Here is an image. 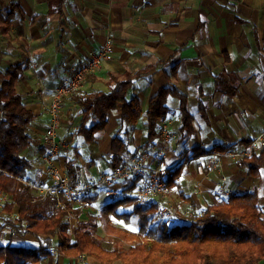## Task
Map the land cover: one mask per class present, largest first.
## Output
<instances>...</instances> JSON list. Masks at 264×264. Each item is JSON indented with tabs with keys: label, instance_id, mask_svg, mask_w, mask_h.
I'll use <instances>...</instances> for the list:
<instances>
[{
	"label": "crops",
	"instance_id": "0c3cea01",
	"mask_svg": "<svg viewBox=\"0 0 264 264\" xmlns=\"http://www.w3.org/2000/svg\"><path fill=\"white\" fill-rule=\"evenodd\" d=\"M105 43L111 45L109 58L87 78L81 90L104 89L110 73L121 76L157 62L166 63L172 57L170 65L178 64L174 84L187 94L193 132L179 141L178 101L170 97V114L161 126L167 125L177 140L163 146L162 159L157 140L146 149L152 165L163 173L180 168L174 185L167 187L177 218L202 212L212 198H225L227 192L255 191L264 208V171L249 174L237 167V161L226 158L219 161L220 172L207 164L213 150L242 149L243 141L254 140L264 132V0H0V69L26 64L17 90L36 116L32 124L34 141L24 151L32 164L29 178L33 183L47 180L42 160L45 150L40 142L49 126L48 108L54 89L89 53L97 52ZM220 76L232 77L238 83L234 97L229 98L215 84ZM232 80L223 83L230 85ZM166 85L163 72L157 68L133 83L128 98L136 97L145 112L149 99ZM63 102L68 109L73 108L69 101ZM119 114V109L110 111L106 128L95 135L93 142L81 145L106 154L104 167L97 159L91 161L90 168L81 162V182L95 181L110 170L106 161ZM65 125L61 122L58 139L64 140ZM69 140L66 138V142ZM146 144L142 119L130 134L131 154L143 150ZM64 150L54 160L62 168ZM194 151L204 154L189 159ZM139 188L132 179L114 186L121 198L136 197ZM110 202L105 189H99L95 202L86 205L82 219L97 215ZM8 241L29 247L24 243L35 239L4 230L0 244ZM35 245L32 242L30 247ZM60 256L57 261L65 264ZM68 262L78 264L76 259ZM85 264L95 263L85 258Z\"/></svg>",
	"mask_w": 264,
	"mask_h": 264
},
{
	"label": "trees",
	"instance_id": "16d2710c",
	"mask_svg": "<svg viewBox=\"0 0 264 264\" xmlns=\"http://www.w3.org/2000/svg\"><path fill=\"white\" fill-rule=\"evenodd\" d=\"M172 60L173 57L166 63L157 62L121 76L110 73L104 89L79 90L63 99L70 102L73 115L79 117L78 127L71 135L80 145L93 142L95 135L106 128L110 111L120 110L106 161L108 169L125 164L131 155L130 134L142 119L147 137L143 150L155 142L161 124L170 114V97L178 101L179 141L191 136L193 120L187 94L174 84L178 64L170 65ZM157 68L163 72L167 85L149 99L143 112L136 97L128 98V91L136 80ZM25 70L26 64L0 69V201L4 198L0 233L8 230L21 238L31 236L36 245L18 246L11 241L0 244V264H39L44 260L45 264H59L53 250L63 255L65 264L81 256L95 264H264V208L255 191L214 197L202 212L166 220L157 219V202L139 204L132 195L105 204L97 215L89 214L83 220L86 205L93 204L96 195L75 202L63 194H38L27 184L33 183L29 178L32 164L24 156L34 141L32 124L36 116L17 90ZM229 79L232 77H216L215 84L232 98L238 83L232 80L225 85L223 82ZM203 110L202 105L200 112ZM251 142L243 141L244 148ZM79 147L64 159L72 187L82 183L81 165L75 161L81 157ZM203 154L194 151L188 158ZM236 165L249 174L264 171V148L237 160ZM179 173L180 168L162 173L167 187L174 185ZM113 221L122 224L115 226ZM100 225L113 236L102 238L98 234Z\"/></svg>",
	"mask_w": 264,
	"mask_h": 264
},
{
	"label": "built area",
	"instance_id": "2783aa9c",
	"mask_svg": "<svg viewBox=\"0 0 264 264\" xmlns=\"http://www.w3.org/2000/svg\"><path fill=\"white\" fill-rule=\"evenodd\" d=\"M110 53V43H105L97 52L89 53L86 59L54 89L52 101L48 108L49 126L41 135L42 139L40 142V147L45 150L42 160L47 180L41 184H27L37 191L38 194H63L67 199L75 202H78L83 197L96 195L97 191L103 188L107 198L112 202L121 198L114 186L123 180L132 179L136 184H140V190L136 195L139 204H143L146 201L157 202V219H173L176 217V211L167 197V185L162 177L163 171L152 165L150 154L144 150L140 149L129 155L124 165L101 174L95 181L82 182L73 187L69 184L65 170H61L60 166L56 165L54 161L61 150L67 146L66 140L58 139L56 135L61 125L59 113L63 99L71 93L81 90L87 78L101 69L109 58ZM175 139L176 136L170 131L169 127L162 125L156 137L159 146H161L159 148L161 159L165 157L163 146L170 141H175ZM261 148H264V132L252 140L247 148L225 151L213 150L210 153L207 164L210 168L220 171L218 164L222 158L237 161L251 157ZM222 181L225 182L226 178L223 177ZM226 195H231V192H227ZM85 258L81 256L76 260L78 264H85Z\"/></svg>",
	"mask_w": 264,
	"mask_h": 264
},
{
	"label": "rangeland",
	"instance_id": "374dc122",
	"mask_svg": "<svg viewBox=\"0 0 264 264\" xmlns=\"http://www.w3.org/2000/svg\"><path fill=\"white\" fill-rule=\"evenodd\" d=\"M64 103L65 102H63L62 105H61V109H60L59 115H60L61 122L63 123V125H65V123H66L67 126L66 125L64 126V129L62 130V132H63L62 135H63L64 140H66V138L70 139L69 140L70 142H66V144L68 145V147L66 146L67 149L66 148H65V150L63 149L64 152H62V155L64 156V159H65V155H69V156L71 155L72 156V152L76 148H78V145H79L80 147L78 149V152L80 153L81 157L78 160L74 159L75 161H77L80 165H81V162H83V164H84L83 167H85V165L88 164L89 165L88 168H90L91 161H95L97 159L96 161H99L98 164H100V167H104V163H105L104 160H105L106 154H104L102 152L96 153L92 149H88L86 146L82 147L80 145L79 141L77 139H74L73 135H71L78 127L79 117L76 116V115H73L74 114V110H72L71 108H70L71 110L68 109L69 105L68 104H64ZM72 117H73V120H71ZM68 136L69 137L71 136V138H68ZM175 140H177V137H176ZM60 168H61V170H63V169L65 170V168H62L61 166H60ZM213 170H215V169H213ZM216 171L220 172L218 170H216ZM3 202H4V198L2 199V201H0V222H1V219L4 217V214L1 211V206H2ZM176 215H177V213H176ZM113 224L115 226H121L122 223H120V222L117 223L116 221L115 222L113 221ZM98 234L104 239H109V238H111V236H113L112 232L109 229H107L104 225H100ZM32 242H33V244H35L36 241H31V242L27 241L24 244H26L27 246H32ZM53 255H54V257L56 259L58 258V255L56 254L55 250H53ZM60 257L63 258V255L60 256ZM45 263H46V260L41 262V264H45Z\"/></svg>",
	"mask_w": 264,
	"mask_h": 264
}]
</instances>
